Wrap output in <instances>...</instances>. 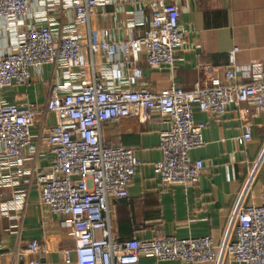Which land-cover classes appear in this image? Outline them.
Instances as JSON below:
<instances>
[{"label": "built area", "instance_id": "1", "mask_svg": "<svg viewBox=\"0 0 264 264\" xmlns=\"http://www.w3.org/2000/svg\"><path fill=\"white\" fill-rule=\"evenodd\" d=\"M100 1L58 0L62 11L71 12L72 24L54 30L44 19H27L29 0H0V19L13 31V49L0 55V92L29 86L33 69L44 65L60 69L42 107L28 100L14 104L0 100V187L13 188L7 202L0 193L1 214L22 209L23 195L16 185L25 173L40 185L41 203L65 218L63 224L74 241V262L64 250V264H139L141 256L185 263L219 262L227 256L244 264H264V204L237 207L230 221L233 237L220 243L207 236L117 239L110 205L127 197L140 162L132 148L104 146L102 127L126 117L147 123L160 116L165 128L159 133L161 159L153 164V171L166 187L190 185L205 168L201 160L190 157L191 150L204 146L205 124L194 120V110L219 118L243 103L264 112V76L240 84L234 70H225L226 82L209 76V81L191 90L175 85L158 91L134 89L139 71L132 69L124 78L125 67L143 57L151 68L172 69L175 53L184 47L186 31L179 24V9L164 0L149 4V23L141 35L130 29L121 43L105 39L89 44L91 53L108 58L110 76L123 88L95 73L83 75L80 28L88 24ZM118 52L122 56L115 64ZM236 52L233 48L228 53L230 65ZM204 72L211 75L214 68L206 67ZM47 116L53 122L48 123ZM242 138L250 140L247 126ZM44 153L52 159L47 169L22 167L25 160ZM251 178L252 174L248 181ZM45 252L32 240L16 256L24 259Z\"/></svg>", "mask_w": 264, "mask_h": 264}, {"label": "crops", "instance_id": "2", "mask_svg": "<svg viewBox=\"0 0 264 264\" xmlns=\"http://www.w3.org/2000/svg\"><path fill=\"white\" fill-rule=\"evenodd\" d=\"M154 0H101L82 33V54L86 63L83 75L95 73L116 88H123L110 76L108 58L91 53L90 43L107 40L124 41L132 29L141 35L150 17L149 4ZM179 9V24L186 31L184 47L175 53L172 69L151 68L140 57L124 68V78L132 69L139 71L134 89L158 91L171 85L185 90L209 81L210 77L226 82L225 70H234L237 83L244 84L264 76V0H164ZM27 19L41 18L55 29L72 24L71 12L62 11L58 0H29ZM107 32V35H104ZM13 31L0 19V55L13 49ZM237 48L234 65L228 53ZM118 52L113 63L120 61ZM206 67L214 68L209 75ZM60 76L58 66L44 65L33 69L30 85L0 92V100L14 104L28 100L42 107L50 84ZM119 85V86H118ZM196 122H203L204 146L190 151L193 160L205 163L199 178L190 185L166 187L153 171L161 159L159 133L165 128L162 118L154 115L147 123L135 117L120 119L114 126H104L100 139L104 146L119 144L134 150L140 162L128 187L127 197L113 201L110 217L117 239H151L156 235L176 238L210 237L220 243L233 237L230 221L237 207L264 204V112L238 104L217 118L194 110ZM53 122L52 116L45 119ZM245 126L250 140H243ZM261 159L259 160L260 156ZM259 160V161H258ZM51 156L44 153L25 160L22 167L47 169ZM255 168V169H254ZM252 174L251 180L248 181ZM23 195L21 210L1 214L0 264H64L63 251L74 262L73 237L63 224L64 217L52 213L41 203L40 185L27 174L16 185ZM13 188L0 187L2 201L11 199ZM46 248L45 253L18 259L16 253L30 241ZM139 264H244L230 257L219 262H159L141 256Z\"/></svg>", "mask_w": 264, "mask_h": 264}]
</instances>
